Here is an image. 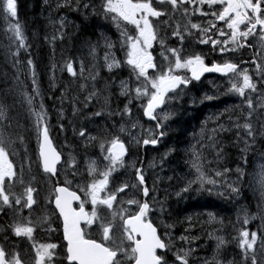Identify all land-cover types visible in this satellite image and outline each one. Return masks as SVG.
<instances>
[{"label":"snow or ice","instance_id":"6c2138e0","mask_svg":"<svg viewBox=\"0 0 264 264\" xmlns=\"http://www.w3.org/2000/svg\"><path fill=\"white\" fill-rule=\"evenodd\" d=\"M47 3V0H45ZM57 8L71 7L77 11L83 10L92 15H100L115 24L119 31V46L124 52L123 60L117 58L113 49L117 41L101 34L105 53L103 56L105 67L109 72L119 70L122 65L129 70L130 77H134V84L121 81L120 95L128 97L120 115L132 116L134 101L140 102L143 115L151 121H156L153 128L148 129L146 137L132 133L123 125L120 133H127L136 145L156 146L166 134L160 131L163 121L171 118V113L164 109L166 104L179 100L185 89L193 81H199L205 73H219L228 78L227 92L241 98V115L228 127L220 124L212 129V136L203 148L215 150L217 163L225 155L224 143L219 139L220 132H229L233 128V147L239 149L240 158L244 164L248 163L247 154L255 150L257 144L264 147V0H101L99 11L91 0H57ZM17 0H0V13L5 14L9 20L7 31L8 39L14 45L11 51L14 64H18L21 49L27 53L25 63L31 77L33 91L40 95L38 84L37 65L31 59L29 51L31 45L19 22ZM193 17H199L194 21ZM54 31L45 36L47 42L55 51L56 41L65 38V18L51 21ZM167 25L171 32L162 34V26ZM175 38L178 47L169 46L167 39ZM255 37L254 43L249 38ZM194 38V39H192ZM189 41L188 44L185 42ZM192 43L209 46L210 51L221 55L237 52L242 48H253L252 64L256 66V74L261 78L254 80L247 68L241 64L248 63L241 59L233 62L230 59L222 63L205 62L206 54L203 51L192 49ZM159 45L157 55L153 53L154 47ZM95 55V46L91 48ZM75 61L68 59L61 67L66 71L73 82L84 76L83 61L75 67ZM56 65H52L55 72ZM91 75V74H90ZM95 79V76H92ZM83 87V85H81ZM68 89H65L67 92ZM171 94V95H170ZM95 91L89 92L83 101V108H87L96 97ZM254 95L259 100L254 103ZM31 106L34 96H25ZM63 94L61 99H63ZM207 99L213 97L208 96ZM74 100L78 97H73ZM7 105L0 102V121H7ZM40 110L30 109L34 115V127L39 145V163L43 173L49 180L59 181L58 165L63 164L65 169H72L71 175L75 177L79 171L75 157L69 155L67 160L62 159V153L57 150L50 136L47 121V111L43 103ZM82 113V109L73 105L72 115ZM84 119H90L88 113H82ZM109 112L108 115H112ZM104 111L98 110L91 116L99 117ZM63 113L61 112V118ZM143 126L132 122L131 128ZM11 127L10 122L0 125V215H6L5 209L12 213L11 222L0 225V264H190L194 248L170 247L171 241L162 237L150 216L156 209L155 188L149 187L144 169L135 161L130 164L125 161L129 147L119 134L106 136L92 135L84 126L73 127V133L84 138V146L98 142L102 158L106 163L98 167L96 160H88L86 171L90 179L77 181L75 184L65 178L62 185L53 186L51 194L46 197L47 203L54 205L53 212L62 219L63 246L57 243L39 242L36 238L38 229L55 231L48 215L33 219L34 205L38 204L36 195L38 189L34 186L35 177L28 176L31 163L21 160L17 162L14 156L16 149L12 145L16 142L6 129ZM63 127V125H61ZM107 133V129L104 130ZM203 130L201 136H203ZM23 143V138L18 136ZM191 165L195 171V179L188 183L177 193L188 192L194 183H199L201 189L205 184L215 189L217 181L205 175L203 169V152L193 149ZM264 158V151L261 152ZM131 168L134 176L131 180H112L113 174L121 168ZM232 169L224 167L216 169V176H223ZM239 177L245 175L244 167L235 169ZM254 182L264 194V164L252 174ZM134 181V182H133ZM17 187L21 190L16 191ZM231 192L238 193L239 187L228 185ZM138 189L142 198L129 196V190ZM123 193L124 197L120 194ZM118 197L120 199L118 200ZM125 197H128L125 199ZM151 197V201L149 200ZM28 215L24 216V210ZM163 211V208L160 209ZM256 217L247 213L242 219V226L237 229L233 238L239 249L241 264H264V231H251L245 227ZM215 219V217H212ZM219 223H223L220 221ZM167 236L168 234H163ZM187 240V237H181ZM215 250L218 255L228 241L224 236H215ZM173 259H169V255ZM205 260L204 264H222L217 258ZM233 264V262H229Z\"/></svg>","mask_w":264,"mask_h":264},{"label":"rangeland","instance_id":"374dc122","mask_svg":"<svg viewBox=\"0 0 264 264\" xmlns=\"http://www.w3.org/2000/svg\"><path fill=\"white\" fill-rule=\"evenodd\" d=\"M33 6H34V3H33ZM33 6L29 7V9L28 8L25 9L27 14H29V15L35 14L33 12ZM40 13H43V12H40ZM42 19H43V17H39L40 22H37L35 24V29L42 26L43 29L49 30L50 33H52L54 31V29H53L52 23L49 21H55V17L53 15V13L51 12L50 17L47 20H44L43 23H42ZM93 26L96 28L95 31L98 32L99 29H98V27H96L95 23L93 24ZM78 29L79 28L77 27L76 32L78 31ZM100 32H101V34L103 33L105 36L111 38L113 41H117V45H119V37H118L115 29L104 27V30H101ZM32 37H33V42L37 46V48H42V49L44 47L47 48L48 52H51L53 57H56V55L58 54L59 51H61V53H63V54H66L70 51L80 52V51L87 49V47H88V46H84L85 48L82 50V48H80L79 45H76L75 47H73V44L70 41L69 42V45H71L69 47L70 50L69 49L64 50V41H56L57 46L55 47V51L53 52V49L52 50L48 49V47L46 45L47 40L44 39V37H42L38 33L32 34ZM74 42H76V41H74ZM76 43H78V42H76ZM191 47L193 48V46H191ZM194 50L203 51L204 53L206 52L202 48H196ZM86 52L89 54L88 51H86ZM89 55H90V57H92L93 54L90 53ZM0 58L3 59L2 63H0V66L2 68V66L4 67V62L6 59V53L4 54V52H3L0 56ZM222 58H228V57H222ZM65 59L66 58L64 57V60ZM43 60H44V66H43V71H44L43 76H44L48 73L47 67L49 66V62L51 61V57L48 54L43 53ZM243 60L248 61L251 59H250V56H244ZM5 65H7V64L5 63ZM245 68H247L249 70V74H250V71H251L250 68H248V67H245ZM9 70L11 72L10 67H9ZM254 72L256 73V66L254 67ZM44 81L46 83V85H45L46 88H50V89L58 88L59 90H62L64 98H66V96L70 95L71 92H79V91L89 92L88 91L89 88L92 89L93 91H96V89L93 86H91L87 82H83V81L71 82V81L64 79V84L66 85V88L68 89L67 92H65L66 88L64 89V87L59 86L58 78L55 81H50V75H46ZM110 83L114 84V82H110ZM81 84L83 85V87H81ZM214 84H215V86H218L220 83H214ZM10 85L11 84H8L9 87H10ZM17 85L18 84L14 85V83H13V87H14L15 92L17 94H20L19 92H21V91L16 88ZM46 88H45V94L49 95V93L52 92L50 95L55 97L54 101L56 102V107L52 113L54 114L58 111V110H56L57 107H65L66 109H69V107H70V113L68 115H72V109H73L74 103L71 105V102L69 100H66L65 103H59V101H61V97L55 96L54 90H50V89H46ZM217 88L218 87H216V89ZM42 90H43V86H42L41 81L39 80V91L41 92ZM197 90H198V94L194 93L191 96H190V93L189 94H183L182 96H184V97L180 98L177 101H185V103H186L185 107L187 109H189L190 104H191L190 100L193 99L197 95H200L201 99L204 101H209V100L219 101V100H221L219 97H222V96L213 95L215 92L213 90L204 88L203 85H200V88H198ZM208 96H211L213 98L207 99L206 97H208ZM73 97H77V95H73ZM64 98L62 99L63 102H64ZM222 98H223V100H225L226 103H228V106H230L233 102L232 97H230V98L229 97H227V98L222 97ZM118 99H119L118 104L121 106L123 103L121 102L120 98H118ZM204 101H201L199 98V101L197 103H194L193 107L195 109L201 108L202 106L205 105ZM14 106H15V103H12L11 104V108L13 110L12 113L16 115L15 116L12 114V123L16 124V131L17 132H25L27 130V128L30 127L31 131H30V136H29V132H28V141L31 145L32 141L35 138V127L32 130V126H31L29 118H28V116L31 115V111L25 110L26 114L23 115L18 110L23 111L25 109V107L23 109L22 107H18V106L14 107ZM75 106L80 108L77 104H75ZM93 108H95V110H93ZM81 109H82V113H85V111L88 110L87 113H89V114L94 112V111L102 110V111H104V115L99 116V117H93L91 119H84L83 115H79V114H77L76 116H69L66 119H64V117L61 118V114H59V113L55 115L56 120H57V126L63 125L62 134H61L60 138H62L63 141L65 142L66 154L70 152V149L73 150L76 154L80 150V147L77 146V144H76V141H77L76 138H74L72 136V131L70 132V128L72 129V127H75V126L77 129L80 128L81 126H84L88 129V131L92 135H98V136H106L107 134H112V133L119 134L120 136H125V137L129 136L127 133H120L119 132L121 125H123L126 129H129L132 133H134L132 128L126 124V122L123 120V118L115 117L113 114L108 115V113L110 112L109 108L107 107L104 99H102L98 95H96V97L93 99L92 103L87 108H81ZM180 110L181 109H179L177 111V113H179ZM236 111H241V110L237 109ZM52 113L49 115L50 117H52ZM190 115L193 116V113H190ZM23 116H25L28 127L26 125V122H25ZM104 117H107L108 120H104ZM7 118H8V113H7ZM175 118H176V116H174L173 121L176 120ZM218 118H219V116L217 115V112H215V113L211 112L208 114L207 117H201V120L195 124V129L199 128L196 130L197 133H195V131L192 129H189L187 134H185L183 132V131H185V128L190 125V119L191 118L189 120L180 122L178 124V127H177V132H180L181 136L184 138L185 143L187 145L186 144L183 145L181 143V139H179L177 142H175V140L180 138V136L174 137V135L172 134L173 132H171V130H173V127L171 125H168V129L165 128V131H166V133L168 132L167 137H169L170 146L172 148H174V152L178 153V154L184 150L185 157H184V159H182L179 162L178 167L166 165V161L168 159L167 160H165V159L169 155H171V152H170L168 155L163 156L160 161L157 160L155 162L150 163L152 165V168H154V170L159 173L161 171L160 164L163 161H165V165L167 166L168 170L171 173L175 172V170H177V173H179L183 177L184 180L192 179L195 176V171L191 165V159H192L191 154L193 152V149L197 150L198 145L202 141H204V139H209L212 136V129L218 128V126L220 124H224L225 127H228L230 124L233 123L232 121H230L229 124H226L227 121L232 119L231 117L227 118L226 121L225 120H218ZM98 120H101V122H99ZM77 121L79 123L76 125V123H74V122H77ZM86 121H88V122H86ZM163 122H165V121H163ZM52 124H53L54 128L57 127V126H55V122H52ZM73 124H75V126H73ZM139 125H142V124H139ZM200 127H202V128L200 129ZM105 129H107V133H105V131H104ZM148 129L149 128L143 127V132L145 131L146 135L148 134ZM202 130L204 133L203 136H201ZM235 131L236 130L233 128L229 132H220V135H221V137L231 141L232 140L231 137L229 138L227 136H223L221 133H225V134L228 133L230 136H233ZM64 134H67V136L65 137ZM134 134H140V133L136 132ZM11 138H12V140H14V138L12 136H11ZM219 139L222 140L221 138H219ZM24 145H25V143H24ZM228 145L231 146L230 143H228ZM135 146H136V144H133L131 146L132 149ZM99 149H100L99 143L93 142L89 146V149L87 151V155L88 156H95L97 153H99ZM209 151L210 150H208V149L206 150L205 155L203 156L204 159H207L209 157ZM252 151L255 152L258 155V157H257V155H255L252 158L251 165L248 167L252 168V170H254V171H258L260 168V165L264 164V158H262V156H261V152L264 151V147L257 146L256 149L252 150ZM232 152H234L235 156H233L231 159L222 158L219 163H217L215 160H212V161L208 160L207 162H203V169L205 171V175L212 178V179H215L217 181V184L215 186L214 191L216 193L223 192V191H227V192L225 194H223V196H219L218 194H215L214 192H211V191H205L202 193H206L208 196H212L213 198L217 197V199H219L221 202L226 201L230 205V207H231L230 214H231V216L235 222V225H234L235 231H232L233 236L237 232V229H239L242 226L241 222H242V219H243V216L245 213H247L251 217H256L255 219L251 220L249 222V224H247L245 227L251 228L254 231H257L258 229L260 231H264V194L261 193L258 183L252 181V171L251 170H249L248 179L244 180L242 183H240L239 179L241 177H239V175L236 173L235 169L237 166H241L239 164H242V166L244 167L245 173H246L245 164L243 163V161L240 158L239 149L237 147H236V149L232 150ZM79 153H85V151H81ZM74 157L79 162V165L77 166V168L79 169L77 175L75 177H73L72 175L64 174V177L67 178L68 180H71L73 183H75L77 181H81L84 178L83 173H81L80 169H84V163L87 160V159L82 160L80 155H74ZM171 157H169V159ZM30 158H31L30 153H26L23 155L22 160H24L27 163V162H30ZM130 159H131V157H130ZM131 162H133V161L130 160L129 164ZM235 163H239V164H235ZM215 164L217 165L216 167H215ZM80 165H81V167H80ZM180 165L182 166V168H179ZM224 167L230 168V169H232V171L225 173L223 176H216L215 170L216 169L223 170ZM25 172H26V179H27V177H28V169L27 168H26ZM206 185H208V184H205L204 187ZM228 185L238 186L240 188L239 196L232 195L233 192H231V189H229ZM208 186H211L213 188L212 185H208ZM194 187H195V183L192 185V188L188 192H193L195 190ZM242 189L247 191L248 196L242 195V192H241ZM20 190L21 189L19 187H17L16 191L19 192ZM201 197L202 196H200L199 194H197V195L195 194L194 200L196 201V206H192V207H197V209L201 208L200 206L203 205L202 203L200 204ZM189 202L190 201L182 200V202H176L175 205H171V204L168 205V203H167V205L169 207L177 209L176 217H178L180 219L179 223H177V224H181L184 218L192 216L193 214H195L196 208L183 209L182 212L179 213L177 204H179V205L182 204L183 206H185V205L189 204ZM210 205H211V202L209 201V203L206 206L210 207ZM188 209H193L194 211L188 212L187 211ZM8 213H11V212L9 211ZM220 214H221V217H218V215L215 212H213V213L208 212L207 214H203V215H195V216L193 215V217H189V218L194 220V218L202 219V218H204L205 215L206 216H215L219 221L223 222L222 224H224L225 220L222 217L223 213H220ZM11 218H12V216H11ZM227 229H228L227 227L223 226V232H222V229L220 227L215 229V230H213L211 228L212 231L207 233L206 238L212 242L215 240L214 237L216 235H218V236H221V235L224 236L225 235L228 239L229 245H231L232 244V236ZM225 236H224V238H225ZM170 239H172V237ZM197 240H199V239L197 238ZM228 243L226 244V246L228 245ZM208 244H209L208 242L203 241L199 244L198 247H204ZM215 245H216V243H212V245L207 246L202 253H199V256H203V258H205V259L209 258V261H211L212 257L214 255H217L216 250H215ZM233 245H234V247L222 249L221 252L217 255V258L219 255H221L223 257L231 256V258L228 260H222L221 258H218L222 262V264H229V262H233V264H241V257L237 253L235 240H234ZM198 247L194 248L195 253L193 252L191 254L192 258L195 256L196 250L198 249ZM204 261L205 260L201 261L199 264H204Z\"/></svg>","mask_w":264,"mask_h":264},{"label":"trees","instance_id":"16d2710c","mask_svg":"<svg viewBox=\"0 0 264 264\" xmlns=\"http://www.w3.org/2000/svg\"><path fill=\"white\" fill-rule=\"evenodd\" d=\"M97 2H99V0H91V3L94 5ZM17 3H18L20 18L23 21L28 32L31 35L38 33L39 35L44 37V33H45L46 29H43L42 26L35 29V24L37 22H40L39 17H43L42 23L44 20H47L50 17V13L52 12L53 3H54L55 8H57L56 7L57 0H47V3L45 2V0H17ZM33 3H34V6H33ZM31 6H33V12L35 14L29 15L25 11V9L26 8L29 9V7H31ZM95 6L98 7L97 5H95ZM97 11H99V10H97ZM40 12H43V13H40ZM74 20L76 21L75 25L79 26V29L76 32L77 27L74 28V31L71 33L70 41L71 42L72 41L78 42V43L72 42L73 47H75L76 45H79L80 48H82V50L85 48L84 46H88L87 49H85L88 52L90 51L89 47L91 46L90 44L93 43L94 38H95V33H96V31H95L96 28L93 26V24L95 23V25H96V27H98L99 31L104 30V27L112 28V22L111 21L104 19L100 15H92L90 12L82 11L80 15L77 14L74 17ZM8 24H9V20L5 19V14L3 16H0V56L3 52H4V54L6 53V59L4 62V67L2 66V68H1V66H0V101L6 102L9 105H11L12 103H15V106L22 107L24 109V106L21 103V100L25 97V95H30V96L35 97V99H34L35 106H39L38 101H37L39 96H36L34 91H33L31 77H29L28 68H27V65L25 63V60L28 58V56L23 51V49L20 50L21 55L18 58L20 62L18 64H14L13 57L11 55V51L14 49V45L8 39L9 34L4 32V29L6 26H8ZM96 40H98V38ZM69 47H70V45H68L67 47H64V50L69 49ZM31 48H32V51H31L32 55L31 56L33 58L34 63L37 65L38 77L39 76L42 77V85H43V89H45L46 83H45L44 79H45L46 75L43 76V74H44V71H43L44 48L43 49L37 48V46L33 42V39L31 41ZM85 50H83L82 52H85ZM0 61H1L0 63H2L3 59L0 58ZM5 63L7 65H5ZM8 66L11 68V72H10ZM48 67H47V69H48ZM13 83H14V85L18 84L16 86V88L21 91V92H19L20 94H17L15 92L14 87H13ZM8 84H11L10 87L8 86ZM93 84L97 85L96 83H93ZM23 91L25 92L24 94H23ZM73 95H77L78 99L74 100ZM86 95L87 94H85L84 91L71 92V95L69 97V101H79L80 99L85 98ZM40 96L44 98L46 96L45 91L42 90L40 92ZM182 97H184V96H182ZM198 101L199 100H195V99L190 100L191 103H197ZM202 101H204V100H202ZM121 102L123 103L121 106L120 105H113V103H112V106H110V107H112V110L114 112L117 111V109H120L121 111H123V107L127 104V102L124 100H121ZM185 104H186L185 101H182L181 103L176 102L174 104L173 108L175 111L173 113V116H176V120H174V121L172 120V122H171V126L173 127V130H171V132H173L172 133L173 135L177 131L178 124L176 122L178 120H180L182 118L184 120H189L191 118L190 119V125L185 128V131H183L185 134H187L189 129L196 130L195 124L198 123L201 120V117L204 116V110L206 107L210 108L211 110L214 109L213 103H209L208 101H204L205 105L202 106L201 108H199L198 110H194V111H193V109H189V111H188V109L185 107ZM179 109H181V110L179 111V113H177V111ZM18 111H20L22 114H26L25 109L23 111H21V110H18ZM186 112H187V114H186ZM188 112L193 113V116H191L190 113H188ZM182 114L184 115V117ZM217 115L220 117L221 120H225V121L229 117H231L233 119V121H235L237 119V117H239L241 120L243 119L241 113L234 114V113H226L223 111H220V112L218 111ZM177 133L180 134V132H177ZM226 134H228V133H226ZM174 137H176V136L174 135ZM230 137L232 138L233 136L229 135V138ZM219 138L222 139V142H224V146H225L224 147L225 155L223 157L231 159L233 157L232 154H234V152H232V150L236 149V147L232 146L233 140L230 141L228 139H225V138L221 137V135H219ZM179 139H181L182 143L185 141L184 138L182 136H180V138L176 139L175 142H177ZM228 143H230L231 146H229ZM257 146H261V145H259V143H258ZM169 147L172 148L170 146V144H169ZM173 149L174 148H172V150ZM173 152H174V150H173ZM248 154H249V156H247V159H248L247 166H250L252 163L251 161H252V158L254 157V154L252 153V150H250L248 152ZM213 155L215 156V150H210L209 151V158L214 157ZM227 155H228V157H226ZM30 156H32V154H30ZM174 156H172V158ZM170 160L171 159H168L167 162L170 163ZM249 170H250V168L248 167L246 169V173L244 175L245 180H247L249 177ZM28 173H37L35 166H34V163L32 164V168H31L30 172L28 171ZM241 192H242L243 196H248V193L246 190L242 189ZM217 200H218V203L220 206L211 202L210 208H211V210H216V212L218 214H219V212L223 213L222 217L225 220V223L222 226L227 227L228 228L227 230L230 232L231 236L234 237L237 234V232L235 233L234 236L232 235V231H235L234 230L235 222H234V220L230 214L231 207L229 206V204L226 201L221 202L219 199H217ZM201 203L203 205H207L209 203V201H207L206 198L203 199L201 197L200 204ZM194 206H196V201H194ZM176 213H177V211L174 213L175 216H176ZM176 218L177 219L175 220V222H176L175 224L179 223V220H180L178 217H176ZM171 222H174V221H171Z\"/></svg>","mask_w":264,"mask_h":264},{"label":"flooded vegetation","instance_id":"af4514ba","mask_svg":"<svg viewBox=\"0 0 264 264\" xmlns=\"http://www.w3.org/2000/svg\"><path fill=\"white\" fill-rule=\"evenodd\" d=\"M199 19H202V18L197 17L195 19V21H197ZM255 40H256L255 37H250L249 43L250 44L254 43ZM257 48H258V45L256 47H253V48L245 47V48L240 49L237 52L226 53L225 55H221L220 53H215V52L210 53V55L218 56V57H228V59L230 58V60L233 59L232 60L233 62H234V60L235 61L237 60V62H239L241 59H243L246 52H249L251 60L254 59L255 57H254L253 53L257 50ZM207 62L213 63L214 61L211 60L210 58H208ZM218 79L217 78H210V77L206 78V80L203 81L202 85H204V87L207 89L213 90L215 92L213 95L226 96V94L228 93L227 92V88H228L227 81L228 80H224V79H220V78H218ZM253 79L255 80L256 78L253 77ZM220 81H222V83ZM214 83H220V84L218 86H215ZM216 87H218V88L216 89ZM96 91H97V89H96ZM84 93L88 94L89 92L85 91ZM95 108H93V110H95ZM64 112H65V115H67V111L64 110ZM89 116L91 118H93V116H91V113L89 114ZM126 119L130 120V122L131 121L136 122L137 124L143 123V121H145L144 117H143V112L140 111L139 108L133 109L132 116L128 117ZM104 120H108L107 117H104ZM98 121L101 122V120H98ZM52 122H55V126H57V120H56L55 115L52 117L50 123H52ZM132 122H131V124H132ZM155 124L156 123L150 124L151 125L150 127L153 128L154 130H155V128H154ZM145 125H148V124H145ZM52 126H53V124H52ZM55 128L54 127L52 128L50 135L52 137L53 142L56 144L57 139L59 137H61L63 127L57 126ZM138 128H139V126H138ZM138 128L137 127L134 129L132 128V130L134 131V130H137ZM162 129H165V126H163ZM159 130H161V129H159ZM143 135L145 136V133ZM143 135H140L141 138L144 137ZM175 136H177V135L175 134ZM75 137L79 138L78 139L79 140L78 145L81 147H84V143H83L84 138L80 137L78 134H76ZM164 138H165V135L162 138L161 143L164 142ZM121 139L124 140L125 143H127L129 146L128 139L125 136H123V138H121ZM136 146H137L136 148L138 150L137 151L138 156L136 157L137 165L140 167L143 166L142 168L144 169L145 179H146L150 189L153 187L155 188V192H154L155 201L157 200V194L161 197V199H166L169 196H173L171 199V202L173 205H175L176 202H179L178 198L174 197L175 193L177 192V189L175 187L165 188L163 185H161V182H160V180H162V178H166V175L168 173H161V172L158 173L157 171L154 170V168H152V165L150 164V160L152 158V153L160 152L162 150V148L154 149V148H152L151 145H148V146L136 145ZM67 156H68V154H67ZM130 157H131V150H130L129 155H127L125 157V161L127 159H129ZM90 159L96 160V162L98 164H100L99 167H101V168L106 163V161L103 160L102 154H101L100 149H99V153H97L95 156L89 157L86 160V162L84 163V169H80L81 173H83V176H86V177H88V174L86 171V165H87V161ZM80 167H81V165H80ZM179 168H182V166L180 165ZM58 173H66V172L61 170ZM115 173H129V169L121 168L119 171H117ZM131 173H133V172H131ZM29 174L31 176L35 177L33 184L38 189V191L36 193V195L38 197V204L34 205L35 211L33 212V219H35L38 216L48 215L50 217L51 225L55 229V231H45L43 229H38L37 233H36V238L39 242H42V243H44V242L57 243V244H60L61 246H63V243H65V242L63 241L62 220L57 214H55L53 212L54 205L48 204L46 197H48L51 194V191H52V188L54 185H56L57 183L62 185L64 181L63 182H61V181L57 182L56 180H47L46 178L38 175L37 173H29ZM172 174L176 178H178L180 180H184L183 177L179 173H177V170H175V172H172ZM125 175L126 174H124L121 177H124ZM152 175L157 176V180H154ZM62 179L63 180L65 179L64 175L62 176ZM167 180L168 179H165L164 181H167ZM82 181H84V180H82ZM41 192H44V194L40 195ZM194 198H195V195L193 197V201L189 204V207L194 206ZM202 198L205 199L204 197H202ZM118 200H119V197H118ZM150 201H151V198H150ZM204 206L206 207V205H202L200 207L203 209ZM198 209L200 210V208H198ZM180 211H182V208L179 207V212ZM188 211H191V210H188ZM207 212H209V210H202L201 214H205ZM196 214H199V212H197ZM23 215L24 216L28 215L27 209L24 210ZM11 216H12V213H7V215H3V217L6 219L5 220L6 222H11V220H12ZM171 220L172 221L175 220L174 215H171ZM187 220H191V222H193V220L191 218H187ZM175 223L176 222L174 221L173 225H175ZM193 224H194V222L192 223V225ZM193 229H196V226H194ZM172 238H177L176 232H175V236H173ZM184 242H185V240L182 241V243H184ZM177 244L178 243H176V245ZM172 246H173V243L171 241L170 247H172Z\"/></svg>","mask_w":264,"mask_h":264},{"label":"bare ground","instance_id":"6f19581e","mask_svg":"<svg viewBox=\"0 0 264 264\" xmlns=\"http://www.w3.org/2000/svg\"><path fill=\"white\" fill-rule=\"evenodd\" d=\"M72 42H74V41H72ZM75 43V42H74ZM91 46L89 47V49H90V51H89V54L91 53ZM70 50V49H69ZM205 54H206V59H208V58H210L211 60H213L215 63H222L224 60H226V59H228V58H222V57H218V56H212V55H210L207 51L205 52ZM244 56H250V54H249V52H246L245 53V55ZM230 59V58H229ZM233 60V59H232ZM249 62L248 63H243V64H241L240 66H241V68H245V67H248V68H250V74L253 76V77H259L255 72H254V67H255V64H252L251 63V60H248ZM234 62H237V60L235 61L234 60ZM127 78V75L126 74H121V77H114V78H111L110 80H114L115 79V81H114V84H112V83H110V82H112V81H104V82H102V83H100V84H97V85H92L94 88H96L97 89V91H95L96 93H97V95L99 96V97H101L102 99H104V101H105V103H106V105H107V107L109 108V111L110 112H112L113 113V115L115 116V117H121V118H123V120L126 122V124L129 126V127H131V122H130V120H128V119H126L124 116H122V115H120L119 113L120 112H122L120 109H117V111H113L112 110V107H110V106H112V103H113V105H119L118 104V98L121 96L120 95V84H121V81L123 80V79H126ZM215 78V77H214ZM218 79V78H217ZM219 80V79H218ZM124 81V80H123ZM58 83H59V86L60 87H64V89L66 88V85L64 84V79L62 78V79H58ZM208 83V82H207ZM82 85V84H81ZM12 87V86H11ZM56 89H58V88H56ZM88 91L89 92H92L93 90L92 89H88ZM194 93H197L198 94V90L197 89H195L194 91H192V94H194ZM191 94V95H192ZM114 95V96H113ZM200 97V100L202 101V99H201V96H199ZM193 105H194V103H191L190 104V107H189V109H193V111L194 110H198V109H195L194 107H193ZM116 107V106H115ZM189 109H188V111H189ZM185 111V110H184ZM192 112V111H191ZM191 112H188V113H191ZM196 112V111H195ZM183 113V112H182ZM186 114H187V112H186ZM23 115H25V114H23ZM183 115V114H182ZM181 115V116H182ZM240 115V114H239ZM183 117H184V115H183ZM189 117V116H188ZM187 118V117H186ZM185 118V119H186ZM242 118V117H241ZM176 119V118H175ZM183 121H186V120H184L183 118L182 119H180V120H178L176 123L177 124H179L180 122H183ZM86 122H88V121H86ZM74 123H76V125L79 123L78 121L77 122H74ZM163 123V122H162ZM84 124V123H83ZM140 124H142L143 125V127L144 128H151L149 125H145V123H140ZM139 125V124H138ZM73 126H75V124H73ZM165 126V128H167L168 129V125H164ZM76 127V126H75ZM178 127V126H177ZM138 128V127H137ZM72 131V136L74 137V138H76V144H77V146H79L78 145V143H79V138H77V137H75V135L76 134H74L73 133V127H72V129L70 128V132ZM160 131H165V129H161ZM134 133H136V132H139L140 134L139 135H143L144 133H145V136L144 137H146L147 135H146V132L144 131L143 133L141 132V129H140V127L137 129V130H134L133 131ZM177 135V136H181L180 134H178L177 133V131L174 133V135ZM65 135V137L67 136V134H64ZM170 135V134H169ZM127 139H128V142H129V147H130V150H131V161H135L136 163H137V161H136V157L138 156V153H137V146H135L133 149H132V145L134 144L133 142H132V139H131V137L130 136H127L126 137ZM187 141V140H186ZM93 143V142H92ZM92 143H90L87 147H81V146H79L80 147V150H79V152H81V151H85V153H75L73 150H71L70 148V152L69 153H67L68 154V156L69 155H71V156H73L74 157V155H80L81 156V158H82V160L83 159H88L89 157H91V156H88L87 155V151H88V149H89V146L92 144ZM224 143V142H223ZM170 144V143H169ZM186 144V143H185ZM226 145V144H225ZM178 146V145H177ZM65 147H66V145H65ZM174 150V149H173ZM172 148H170V147H164V148H162V150L160 151V152H156V153H152V158H151V160H150V163H152V162H155V161H160L161 159H162V157L163 156H166V155H168L170 152L172 153ZM177 151V150H176ZM179 151V150H178ZM175 155V156H174ZM172 156H174L173 158L171 157L170 159V163H168L167 161H166V165H170V166H176V167H178V165H179V162L182 160V159H184V157H185V152H183V153H181V154H173ZM214 156V155H213ZM226 157H228V155L226 156ZM223 158H225V157H223ZM180 159V160H179ZM209 161H212V160H215V156L214 157H210L209 159H208ZM30 163H31V168H32V164H33V157L31 156V158H30ZM217 165L215 164V167H216ZM143 167V166H142ZM129 173H131V172H129ZM30 174L28 173V176H29ZM31 176V175H30ZM152 177H153V179L154 180H157V176H153L152 175ZM121 180H131V178H130V175H127L126 177H124V178H120ZM118 182V181H117ZM76 183V182H75ZM75 183H73V184H75ZM42 194H44V192H41V194L40 195H42ZM134 195H136V192H134ZM200 196H202V197H204V198H206V200L207 201H210V202H213V203H215L216 205H219V203H218V200H217V197L216 198H213L212 196H208L206 193H201V194H199ZM157 201V200H156ZM195 201V200H194ZM220 206V205H219ZM230 206V205H229ZM201 210H209V212H215L217 215H218V217H221V214H220V212H219V214L216 212V210H211V209H206L205 208V206L203 207V209L202 208H200V210L199 209H197V211L199 212V214H201ZM208 213V212H207ZM207 213H205V214H207ZM195 215H197V214H194V216ZM170 241H172V243H173V246H176V243H178V237L177 238H172V239H170ZM231 247H234V245H232ZM195 253V252H194ZM202 253V252H201ZM202 255V254H201ZM192 258V257H191ZM218 258H221L222 260H228V259H230L231 258V256H227V257H223V256H221V255H219L218 256ZM203 260H209V258H207V259H205V258H203V256H199L198 258H196V260H195V264H199L201 261H203ZM198 262V263H197ZM213 264H214V262H213Z\"/></svg>","mask_w":264,"mask_h":264}]
</instances>
